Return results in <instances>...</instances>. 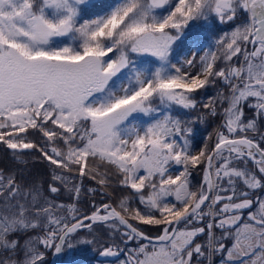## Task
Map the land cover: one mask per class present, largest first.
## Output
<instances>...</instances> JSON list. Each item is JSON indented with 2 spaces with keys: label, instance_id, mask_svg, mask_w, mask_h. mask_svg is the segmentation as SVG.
I'll return each instance as SVG.
<instances>
[{
  "label": "snow or ice",
  "instance_id": "6c2138e0",
  "mask_svg": "<svg viewBox=\"0 0 264 264\" xmlns=\"http://www.w3.org/2000/svg\"><path fill=\"white\" fill-rule=\"evenodd\" d=\"M0 143V264H264V0H0Z\"/></svg>",
  "mask_w": 264,
  "mask_h": 264
},
{
  "label": "trees",
  "instance_id": "16d2710c",
  "mask_svg": "<svg viewBox=\"0 0 264 264\" xmlns=\"http://www.w3.org/2000/svg\"><path fill=\"white\" fill-rule=\"evenodd\" d=\"M230 26L224 25L221 26V31L213 33L212 39L218 38V35L222 33V31H228ZM196 49V48H193ZM188 51V48L185 44V46L182 47L179 57L181 58L186 52ZM216 87H209L205 90H202L201 99H203L205 102L207 101L208 97L215 95L217 92ZM203 115L205 118L202 121L193 123L191 126L194 129V137H192L193 140V150L198 151L199 147L203 146L205 142L209 144V147H211L212 141L208 140L209 134H212L213 138L215 137V130L218 128L221 120L220 117H213L207 114L206 110H204L202 107L198 108L197 110H190L188 111L182 118L187 120H192L196 117H199ZM23 160L26 163H20L15 160H13V152L6 148L2 143H0V169H4L5 171L9 169H20L23 171L25 177L27 180H32L35 178H38L42 182L50 181L51 175H50V169L51 166L46 162L40 159L38 152H30L26 155H24ZM202 177V171L200 168L193 170V176H192V184L193 186H198L199 182ZM85 187H97L95 182L89 180L88 178H85L84 181ZM113 184H115V180L113 181ZM109 191H113V189H109ZM119 192V189H117V193ZM93 197L89 196L85 200V202L82 204V207H87V200L92 199ZM97 202L100 201L101 197L99 193L95 194L94 197ZM62 200H67V195L62 194L61 195ZM106 199V198H105ZM115 203V201H113ZM152 234H155L157 229L148 228L146 229ZM102 235V241L107 239V236ZM81 237L86 236V233L81 232ZM201 240L204 239V237L200 238ZM101 241V242H102ZM73 244L78 249H82V251H73V250H67V251H73V255L76 260L79 261V264H96V262H103L102 264H109L111 262L112 264H119V261L123 259V256H120L119 258H108V257H100L99 251L101 250V243H94L92 245H83V244H76L75 241H73ZM51 252L49 251L47 253V259L50 260ZM66 254V253H65ZM215 259V258H214Z\"/></svg>",
  "mask_w": 264,
  "mask_h": 264
},
{
  "label": "rangeland",
  "instance_id": "374dc122",
  "mask_svg": "<svg viewBox=\"0 0 264 264\" xmlns=\"http://www.w3.org/2000/svg\"><path fill=\"white\" fill-rule=\"evenodd\" d=\"M194 53L197 55V58H199L200 55H203L204 54L203 51H200L198 49H193L192 48L190 51L188 50L180 59L190 58L192 56V54H194ZM108 258H114V257H108ZM102 263L103 262H96V264H102ZM109 264H112V263L109 262Z\"/></svg>",
  "mask_w": 264,
  "mask_h": 264
},
{
  "label": "water",
  "instance_id": "95a60500",
  "mask_svg": "<svg viewBox=\"0 0 264 264\" xmlns=\"http://www.w3.org/2000/svg\"><path fill=\"white\" fill-rule=\"evenodd\" d=\"M49 264H57L56 258L53 256L52 252H51V257L49 260Z\"/></svg>",
  "mask_w": 264,
  "mask_h": 264
}]
</instances>
